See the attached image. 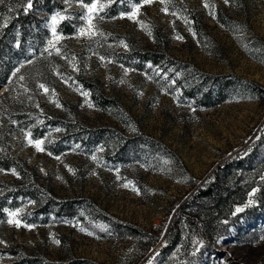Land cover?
<instances>
[{"label": "rangeland", "instance_id": "obj_1", "mask_svg": "<svg viewBox=\"0 0 264 264\" xmlns=\"http://www.w3.org/2000/svg\"><path fill=\"white\" fill-rule=\"evenodd\" d=\"M23 1L12 3L11 10ZM114 1L99 0L103 11L89 14L83 5L93 0H66L65 9L56 12L59 19L76 21L78 32L53 39L60 47L56 65L62 66L65 76L55 74L53 89L44 90L37 104L53 114L76 116L89 126L113 127L127 136L141 134L154 140L162 150L159 161L152 169L138 161L112 165L103 161L102 147L56 156L42 145L44 150H38L23 134L13 137L11 151L27 161L57 198L86 197L115 218L142 227L157 243L149 250L147 238H101L75 219L35 217L33 205L21 201L10 212L18 216L9 215L0 226L1 248L11 245L53 261L86 258L101 264H152V251L165 243L173 218L192 192L210 183L214 171L228 159L262 151L258 144L264 136L263 100L241 94L216 107L201 108L184 99L154 65H125L116 58L131 46L166 50L188 68L213 75L233 73L264 86V0H152L109 18L106 7ZM89 22L95 34L80 35ZM77 75L117 99L122 117L96 108ZM5 90L1 88L0 94ZM254 163L253 169L224 178L230 206L215 215L211 239L186 225L189 253L204 256L199 264H264V163L257 159ZM16 178L15 172L0 170V181ZM12 219L20 226L9 223ZM11 259L4 255L0 264Z\"/></svg>", "mask_w": 264, "mask_h": 264}, {"label": "trees", "instance_id": "obj_2", "mask_svg": "<svg viewBox=\"0 0 264 264\" xmlns=\"http://www.w3.org/2000/svg\"><path fill=\"white\" fill-rule=\"evenodd\" d=\"M16 1L0 2V89L6 87L0 94V170L13 171L17 175L12 181H0V226L9 219L12 210L25 201L33 205L35 217L75 219L101 238L149 239L142 227L115 218L86 197L57 198L39 182L38 174L27 161L12 154L13 137L17 134L26 136L27 141H42L41 145L56 156L77 148L94 152L102 147L103 161L112 165L138 161L152 169L162 151L159 144L141 134L127 136L113 127L89 126L76 116L53 114L37 104L45 89H53L55 74L65 76L62 66L56 65L60 47L53 39L74 36L78 24L56 16L57 11L65 9L66 0H24L16 11H12L10 5ZM141 3L142 0H115L106 7L108 17L130 13ZM116 60L125 65L137 63L139 67L148 63L154 65L173 81L184 99L201 108L216 107L241 94L264 101L263 85L242 81L233 73L213 75L188 68L186 63L175 59L166 50L131 46L118 52ZM23 64L27 65L15 73ZM21 73L25 75L24 79H21ZM76 78L90 92L96 108L118 119L122 117L123 106L117 99L106 95L83 75ZM258 145L262 150L260 154L228 159L217 167L210 183L192 192L173 218L165 243L152 251L155 253L152 264H199L204 260L202 253H189L186 225L192 224L202 238L213 237L215 215L229 210L230 206L231 195L225 191L224 178L239 170L253 169L256 159L264 163V136ZM186 209L189 212L183 220ZM156 243L157 240L150 238L148 249H153ZM4 255L12 258L5 264H101L86 258L53 261L44 256L26 254L11 245L0 247V258Z\"/></svg>", "mask_w": 264, "mask_h": 264}, {"label": "snow or ice", "instance_id": "obj_3", "mask_svg": "<svg viewBox=\"0 0 264 264\" xmlns=\"http://www.w3.org/2000/svg\"><path fill=\"white\" fill-rule=\"evenodd\" d=\"M0 2H3V0H0ZM81 2H82V0H81ZM142 2L144 4H148V3H151L152 0H142ZM225 2H227V0H225ZM98 4H99V0H93V2L90 5H83V6L87 9V12L89 14H92V13L97 12V11H103L105 5L99 4V9H98V7H97ZM28 7L29 8L31 7L30 3L28 4ZM138 11H139V9L137 8L136 12H138ZM134 16H135V12L132 14V16H129V18L132 19V18H134ZM61 19H63V17H61ZM53 20H55V17L53 18ZM89 20H90V17H89ZM93 29H94V26L89 22L87 30L82 28V29H80V33L79 34L80 35H89V36L94 35L95 32H94ZM56 39L59 40L60 37L57 36ZM21 79H22V77H21ZM41 87H43V85H41ZM45 91H47V89H45ZM29 136H30V134H29ZM29 143H34L35 147H37V149L40 150V151L44 150L41 147V144L43 142L40 141V140L32 141L31 139H29ZM236 211L237 212H241V211H243V208H237ZM9 215L11 217L15 218V217L18 216V213L13 212V213H9ZM9 223H14L17 227L20 226V221L18 219H12V220L9 221ZM24 226L25 227H29L28 225H24Z\"/></svg>", "mask_w": 264, "mask_h": 264}]
</instances>
